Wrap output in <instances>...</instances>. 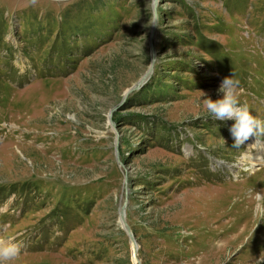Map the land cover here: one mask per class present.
Instances as JSON below:
<instances>
[{"label": "rangeland", "instance_id": "obj_1", "mask_svg": "<svg viewBox=\"0 0 264 264\" xmlns=\"http://www.w3.org/2000/svg\"><path fill=\"white\" fill-rule=\"evenodd\" d=\"M232 73L264 120V0H0L14 264H264V137L203 106Z\"/></svg>", "mask_w": 264, "mask_h": 264}, {"label": "clouds", "instance_id": "obj_2", "mask_svg": "<svg viewBox=\"0 0 264 264\" xmlns=\"http://www.w3.org/2000/svg\"><path fill=\"white\" fill-rule=\"evenodd\" d=\"M217 92L222 97L215 100L203 93L207 97L203 99V106L207 115L214 120L234 121L229 129L234 138L233 146H241L252 136L264 137V120L258 119L246 103L240 102V82L234 78L233 73L223 78ZM253 199V216L258 221L264 220V192H256ZM21 254L22 249L17 242L0 240V264H14Z\"/></svg>", "mask_w": 264, "mask_h": 264}, {"label": "water", "instance_id": "obj_3", "mask_svg": "<svg viewBox=\"0 0 264 264\" xmlns=\"http://www.w3.org/2000/svg\"><path fill=\"white\" fill-rule=\"evenodd\" d=\"M155 1H157V0H155ZM140 82H141V81H140ZM140 82H139V83H136V85H134L132 88H133V89H137V88L140 86ZM129 91H132V89H130ZM123 207L125 208V204L122 206V208H123ZM122 208H121V209H122ZM122 226H123L124 229L127 231L128 235H129V238L132 239V240L135 242V238H134V236L132 235L131 230L129 229V227L127 226V224H126V223H123Z\"/></svg>", "mask_w": 264, "mask_h": 264}, {"label": "bare ground", "instance_id": "obj_4", "mask_svg": "<svg viewBox=\"0 0 264 264\" xmlns=\"http://www.w3.org/2000/svg\"><path fill=\"white\" fill-rule=\"evenodd\" d=\"M261 161H262V160H261ZM261 161H260V162H261ZM123 211H124L123 209L120 210V216H121L120 218H121V220H122V224L125 223V221H124V220H125V216H124V212H123ZM131 242L134 243V241H133L132 239H131ZM133 245H134V244H133ZM134 251H135V246H134ZM132 253H133V252H132ZM133 255H134V254H133Z\"/></svg>", "mask_w": 264, "mask_h": 264}]
</instances>
